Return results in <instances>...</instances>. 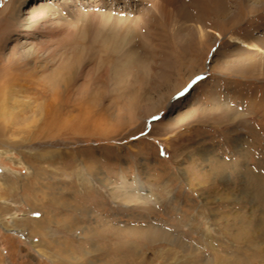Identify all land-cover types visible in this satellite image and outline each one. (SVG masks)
<instances>
[{
    "label": "rangeland",
    "instance_id": "obj_1",
    "mask_svg": "<svg viewBox=\"0 0 264 264\" xmlns=\"http://www.w3.org/2000/svg\"><path fill=\"white\" fill-rule=\"evenodd\" d=\"M149 1L0 0V264H264V69L226 67L264 54V0L222 23L178 0L185 19L104 42ZM192 20L221 39L197 53Z\"/></svg>",
    "mask_w": 264,
    "mask_h": 264
},
{
    "label": "bare ground",
    "instance_id": "obj_2",
    "mask_svg": "<svg viewBox=\"0 0 264 264\" xmlns=\"http://www.w3.org/2000/svg\"><path fill=\"white\" fill-rule=\"evenodd\" d=\"M204 1H206V0H204ZM261 1H263V0H261ZM149 2H151L150 4H151V9L149 8L148 10H146V12H145V14L143 15V17L141 16L140 18L138 17V20L137 19H135L134 21L136 22L134 25H133V27L132 28H130V29H128L129 27L128 26H123V25H121L122 27H118L117 29H116V31L115 30H113V31H111L110 32V35L109 36H107L106 38H105V40H104V42H106V43H109L110 44V46H112V49H116V47H118V52H119V49L120 48H122V47H124V46H126L128 43H127V41L128 42H130V40H129V35H130V32H131V34H133V32L135 31V28H134V26H138V24L137 23H140L139 25H141L142 27H139V29L138 30H140V29H143V28H147L148 27V21H149V18L151 17V19L152 20H154V19H156V16L158 15V16H162V19L164 20V21H170V19H171V22H172V20L173 19H175V17H176V15H177V13H180V18L181 19H185L186 17H187V11H184V9H183V7H182V4L178 1V0H150ZM182 2V1H181ZM205 3V2H204ZM208 3V2H207ZM245 4H246V7H248L249 5V3L247 2V1H245ZM203 5V4H202ZM255 5H258L255 9L256 10H262L263 8H264V4L262 3V2H259L258 1V3H256ZM36 6V5H35ZM35 6H31L30 7V12H28V13H31V16H37L38 14H42L43 13V11H45L43 8H41V7H35ZM198 6V5H197ZM213 7V8H212ZM212 9H214V11L213 12H215V14L217 15V18H218V20H219V22L220 23H222V22H228V20H229V18H230V16L231 15H233L234 16V14H233V12L232 11H229L228 10V8H227V6H226V4H224L223 3V0H212ZM33 9V10H32ZM181 10V11H180ZM211 11V10H210ZM207 12V11H206ZM205 13V12H204ZM44 14V13H43ZM189 15V14H188ZM199 15H202V14H199ZM198 15V16H199ZM41 16V15H40ZM175 16V17H174ZM193 16H194V14H193ZM190 17V16H189ZM196 18V17H195ZM217 18H215V20L217 19ZM133 19V18H132ZM159 19H161V18H159ZM197 19V18H196ZM198 19H199V17H198ZM121 20V19H120ZM162 20V21H163ZM203 20V19H202ZM202 20H200V21H202ZM206 19H204V21H205ZM122 21H123V19H122ZM129 21V20H128ZM151 21V20H150ZM149 21V22H150ZM204 21H202V22H204ZM127 22V21H126ZM192 22H194V23H197L198 25L196 26L197 27V30H198V32H199V34L200 35H198V38H197V41H195V46L198 48V52L197 53H199L200 51H201V48H205V42H206V39L208 40L209 38V40H211L212 41V44L217 40V39H221V34L220 33H218V32H216V31H213V30H208V31H205L202 27V23H200V22H196V21H193L192 20ZM207 22V21H206ZM107 23V22H106ZM106 23H105V25H106ZM120 23V22H119ZM122 23V22H121ZM185 23H186V21H185ZM207 24H208V22H207ZM226 24H228V23H226ZM205 25V24H204ZM210 25V24H209ZM218 25V24H217ZM190 26V25H189ZM188 26V27H189ZM192 26H190V28L189 29H187V27H186V29L187 30H189V31H191V28ZM194 28V27H193ZM212 28V27H211ZM148 29V28H147ZM153 29H155L154 28V26H153ZM183 30H184V28H182ZM213 29V28H212ZM110 30H111V28H110ZM129 30H131V31H129ZM186 30V31H187ZM106 31V30H105ZM179 31H181V28H180V30ZM178 31V33L180 34V32ZM125 33V34H124ZM128 33H129V35H128ZM164 33V32H163ZM192 33V32H191ZM210 35H209V34ZM158 34V33H157ZM157 34L156 35H154L153 37H150V38H148V42L149 41H152L153 40V38L156 36L157 37ZM108 35V34H107ZM181 35V34H180ZM146 35H144L143 36V42L145 41V40H147V36L145 37ZM164 36V35H163ZM166 36V35H165ZM164 36V37H165ZM212 36V37H211ZM183 38V37H182ZM230 38V42H232V43H240L236 38H234V37H232V36H230L229 37ZM181 39V38H180ZM165 40V39H164ZM167 40V39H166ZM208 42V41H207ZM206 42V43H207ZM102 43V42H101ZM141 43H142V41H141ZM145 43V42H144ZM211 43V42H210ZM184 44V43H183ZM187 44V43H186ZM144 45V44H143ZM249 45V44H248ZM209 46H210V44H209ZM244 46H246V47H249L248 49L250 50V46H247V43H245L244 44ZM107 47V46H106ZM182 47V49H183V51H185L186 50V52L184 53V52H182L181 53V56L180 57H178V59L179 58H181L182 57V59H180V61H183L184 60V58L186 57V56H189V55H187L189 52L187 51L188 49H187V45H184V46H181ZM199 47H200V49H199ZM197 48H196V50H197ZM208 49V48H207ZM247 49V50H248ZM210 50V49H209ZM130 51H131V49H130ZM207 51V50H206ZM246 51V49H244L243 51H241L242 53H239L238 55H237V57L231 62V63H233V64H229V65H231V66H229L228 65V63H229V61L228 62H226L225 63V66L226 65H228V66H226L227 68H229L228 70H230V71H233V72H235V73H237V74H240L241 76H243V75H250L251 73H252V71H259L258 70V67H261L262 66V68L264 69V54H250V55H247V54H243L244 52ZM248 52V51H247ZM192 54H194V53H192ZM220 55V54H219ZM123 56H125V57H127L128 59H130V60H132V61H130V62H132L133 64H134V68L136 69V70H138V69H141L142 70V68H138V67H144L143 65H142V63L139 61V60H137L136 59V53L134 52V51H131V52H129V54H124ZM131 56H133V59L131 58ZM195 58V57H194ZM135 59V60H134ZM191 59V58H190ZM225 60V59H224ZM138 61V62H137ZM180 61H179V63H180ZM129 62V63H130ZM140 62V64H138ZM192 62V61H191ZM195 63H196V61H194ZM144 63V62H143ZM12 65V64H11ZM131 69V68H130ZM140 70V71H141ZM172 70V69H171ZM119 71V70H118ZM146 71V70H145ZM9 72V71H8ZM7 71L5 72V71H3L2 69H1V71H0V79H2V81H3V83H2V88H1V90H0V116L4 119V121H6V120H8V116H9V114L5 111V108H6V106H7V103H8V99H9V94H11V93H13V91H12V89L15 87V81H14V78L10 75L11 73L9 72L8 73ZM142 72V71H141ZM147 72V71H146ZM139 73V72H138ZM143 73V72H142ZM16 74V73H15ZM123 74V73H122ZM121 74V75H122ZM125 75V74H124ZM127 75V74H126ZM142 75V74H141ZM239 75V76H240ZM115 76H116V78H115V80L117 79H119V77H120V74H119V72H117V75L115 74ZM143 76H145V75H143ZM117 80H116V82H117ZM119 81V80H118ZM117 83H119V82H117ZM174 92H176V91H174ZM173 92V93H174ZM263 104V103H262ZM261 106V105H260ZM173 107V106H172ZM174 107H175V105H174ZM262 107V106H261ZM259 109V108H258ZM139 190V189H138ZM141 191V190H140ZM122 193V192H121ZM133 193V192H132ZM115 195V194H114ZM123 195V200L125 201V202H131V200H132V196L129 194H126L125 192L122 194ZM120 199V198H119ZM134 199V198H133ZM123 201V202H124ZM133 202V201H132Z\"/></svg>",
    "mask_w": 264,
    "mask_h": 264
}]
</instances>
